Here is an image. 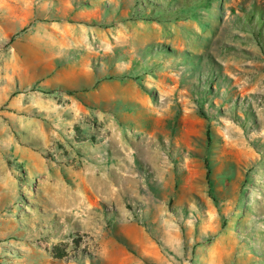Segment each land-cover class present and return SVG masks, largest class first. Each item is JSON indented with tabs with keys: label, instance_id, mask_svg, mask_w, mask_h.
Instances as JSON below:
<instances>
[{
	"label": "rangeland",
	"instance_id": "374dc122",
	"mask_svg": "<svg viewBox=\"0 0 264 264\" xmlns=\"http://www.w3.org/2000/svg\"><path fill=\"white\" fill-rule=\"evenodd\" d=\"M0 264H264V0H0Z\"/></svg>",
	"mask_w": 264,
	"mask_h": 264
}]
</instances>
